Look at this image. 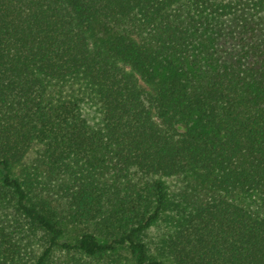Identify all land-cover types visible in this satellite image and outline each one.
I'll return each mask as SVG.
<instances>
[{"label": "trees", "instance_id": "trees-1", "mask_svg": "<svg viewBox=\"0 0 264 264\" xmlns=\"http://www.w3.org/2000/svg\"><path fill=\"white\" fill-rule=\"evenodd\" d=\"M4 206L0 264H264V0H0Z\"/></svg>", "mask_w": 264, "mask_h": 264}, {"label": "rangeland", "instance_id": "rangeland-1", "mask_svg": "<svg viewBox=\"0 0 264 264\" xmlns=\"http://www.w3.org/2000/svg\"><path fill=\"white\" fill-rule=\"evenodd\" d=\"M82 110L83 113L87 116V119L92 124H98L100 122L101 120L100 114L95 104L85 103L82 105ZM33 157H34V150H31L24 161L26 166L32 163ZM186 180H188L187 177H183V176H175L165 179L168 186L169 194L173 199L177 200L181 198L183 194L189 193L188 192L189 187L185 183ZM0 214H3V217L5 219L10 217L11 216L10 207L4 206L2 209H0ZM163 230H164V224L160 222L158 225L154 226L152 229H150L147 232L146 240H148L150 246L152 245V248L154 247V244L159 240L160 234ZM73 233H76V229H72L70 231V236L73 235ZM166 263L172 264V262L168 258H166Z\"/></svg>", "mask_w": 264, "mask_h": 264}]
</instances>
